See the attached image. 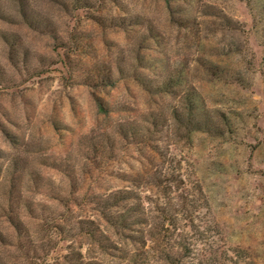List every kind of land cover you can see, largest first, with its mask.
Listing matches in <instances>:
<instances>
[{
	"label": "rangeland",
	"instance_id": "1",
	"mask_svg": "<svg viewBox=\"0 0 264 264\" xmlns=\"http://www.w3.org/2000/svg\"><path fill=\"white\" fill-rule=\"evenodd\" d=\"M200 205L264 264V0H0V264H164Z\"/></svg>",
	"mask_w": 264,
	"mask_h": 264
},
{
	"label": "trees",
	"instance_id": "2",
	"mask_svg": "<svg viewBox=\"0 0 264 264\" xmlns=\"http://www.w3.org/2000/svg\"><path fill=\"white\" fill-rule=\"evenodd\" d=\"M106 21L111 22L112 19L108 18ZM96 74L94 76H87L86 84L92 82H101L102 84H113L111 76L106 74L103 69H96ZM178 76H173L161 82V91L171 92L172 85H179ZM174 90V89H173ZM96 103L100 110L106 111L104 104L96 99ZM186 112H195L198 108L196 101H187L183 105ZM200 125H197L196 129H199ZM130 198V195L127 192L115 191L108 197L107 201L110 202V206L118 204L124 200ZM202 205L197 206L194 216H186L182 220L189 226L190 229L197 232V240L203 242V247H195L190 249L188 246L182 243V239H176L175 234L172 233L168 239L167 235L164 237L161 236V261L164 264H243L245 260V255L236 254L237 258L234 260H227L225 258V250L219 249L213 240H210V237L205 236L204 234L208 232L215 233L216 230L210 227H205L204 225L207 222L202 224L201 217L198 215V212L201 211ZM125 218L121 217L120 222ZM181 219V218H180ZM177 215L166 218V224L169 226L167 229H176L177 225ZM174 232V231H173ZM163 241V243H162Z\"/></svg>",
	"mask_w": 264,
	"mask_h": 264
}]
</instances>
